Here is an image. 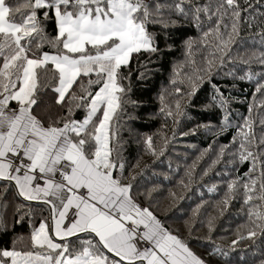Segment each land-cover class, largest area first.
Listing matches in <instances>:
<instances>
[{
    "label": "snow or ice",
    "instance_id": "6c2138e0",
    "mask_svg": "<svg viewBox=\"0 0 264 264\" xmlns=\"http://www.w3.org/2000/svg\"><path fill=\"white\" fill-rule=\"evenodd\" d=\"M243 4L240 0H25L23 4L0 0V210L8 207V194L14 189V197L41 202V212L48 213L30 230L23 249L15 247L22 237L13 241L11 249H0V264H206L149 208L136 203L131 195L135 175L124 183L114 174L122 172L125 164L113 120L131 91L130 83L125 87L123 82L131 79L133 59L161 51L150 26L166 32L178 25V17L200 28L206 20L211 27L203 37L216 38L223 64L239 38L241 21L252 27L264 17L258 11L261 0L255 5L243 0ZM249 9L257 15L242 17ZM49 21L55 24V35L47 31ZM258 35L264 44V29ZM194 43L198 42H185L189 55ZM214 61L215 57L208 59L201 71L210 72ZM253 61L264 65V52L243 62ZM189 80V90L181 95L190 102L198 89L195 80ZM48 91L64 115L34 114L41 95ZM256 92L264 93V84H258ZM218 102L228 103L224 98ZM175 108L183 114L179 100ZM78 109L85 110L82 120L72 118ZM249 112L233 137L237 147L232 155L251 167L228 182L224 203L242 189L248 217L255 224L253 217L264 221V117L258 120L257 134L251 106ZM167 114L174 115L170 108ZM146 144L155 151L151 136ZM226 148H220L215 163ZM181 186L186 187L183 181ZM170 195L176 197L174 192ZM24 207L15 206L20 216L16 223L31 214L29 209L20 215ZM256 227L264 231V226ZM79 233L88 238L81 239ZM256 235L255 230L248 232L249 238ZM140 241L151 246L141 248Z\"/></svg>",
    "mask_w": 264,
    "mask_h": 264
},
{
    "label": "trees",
    "instance_id": "16d2710c",
    "mask_svg": "<svg viewBox=\"0 0 264 264\" xmlns=\"http://www.w3.org/2000/svg\"><path fill=\"white\" fill-rule=\"evenodd\" d=\"M24 2L20 0V4ZM240 3L242 7L246 6L243 0ZM252 3L255 5L256 0ZM258 11L264 12V0H261ZM241 15L257 13L249 9L248 13L242 12ZM177 19V26L162 32L164 45L159 47L161 51L150 57L148 54L135 57L130 65L131 79L123 82L125 87L130 83L131 91L127 93V102L123 103V110L117 113L113 125L119 130L125 167L122 172L116 170L114 174L122 177L124 183L130 182L135 175L136 180L131 181L132 197L146 205L168 231L185 241L207 264H260L264 260V231L256 225L264 226V221L253 217L254 224L249 219V206L243 203L242 189L236 191L227 204L224 201L228 182L242 176L251 167L250 162H240L232 155L237 147L232 144L233 137L241 131L238 126L249 117L250 106L256 122L254 130L257 134L261 131L258 120L264 117V93L256 92V87L264 84V65L243 61L253 53L264 52V44L260 43L258 35L264 29V23L258 21L264 17H258L252 27L241 21L239 38L231 45V54L225 57L223 64L219 59L221 54L215 48L216 38L212 35L203 37V32L211 27L206 20L200 28L183 17ZM46 28L55 35L53 22H47ZM149 30L161 32L155 25ZM189 39L198 42L193 44L191 55L185 44ZM214 57L211 71H201L207 67L206 61ZM121 71L128 74V69ZM246 75L252 78H240ZM190 77L195 80L198 90L189 102V97L181 94L189 90ZM177 89L181 91L178 93ZM214 96L216 101H213ZM221 98L227 99L228 103L221 106L218 102ZM54 99L51 91L42 94L34 114L52 115L53 118L64 115ZM177 100L183 114L176 113ZM169 108L174 115L167 114ZM84 116L85 110L78 109L72 118L82 120ZM197 125L209 127L197 128ZM192 129H196L195 134L185 135ZM148 136L152 137L154 152L146 144ZM225 145L228 148L215 163L220 148ZM181 181L186 187L181 186ZM172 192L176 194L175 198L170 195ZM17 204L25 206L20 215L32 209L20 223H16L20 219L15 214ZM43 207L41 202L14 197V189L10 191L8 207L0 210V249L12 248L18 237L23 239L17 241L15 247L23 249L29 243L30 230L38 227L41 218L48 214L46 209L41 212ZM250 230H255L257 235L249 238ZM78 235L81 239L88 238L85 233ZM241 236L245 238L240 239ZM234 240L238 241L235 246L232 244Z\"/></svg>",
    "mask_w": 264,
    "mask_h": 264
},
{
    "label": "crops",
    "instance_id": "0c3cea01",
    "mask_svg": "<svg viewBox=\"0 0 264 264\" xmlns=\"http://www.w3.org/2000/svg\"><path fill=\"white\" fill-rule=\"evenodd\" d=\"M14 106V105H13ZM132 195V194H131ZM134 199V198H133ZM135 200V199H134ZM136 201V200H135ZM136 203H138L139 205H141L142 207H147L146 205H144V204H142V203H140V202H138V201H136ZM141 230H143V226H141ZM170 232V231H169ZM171 233V232H170ZM171 234H173V233H171ZM173 235H175V234H173ZM58 239V238H57ZM139 247H141V248H144V247H146L145 246V243L143 242V241H140L139 242V245H138ZM189 247V246H188ZM190 248V247H189ZM9 249H11V248H9ZM18 249V248H17ZM190 250L191 251H193L197 256H199V257H201L200 255H198L192 248H190ZM202 258V257H201ZM145 263H146V261H145ZM207 264V263H206Z\"/></svg>",
    "mask_w": 264,
    "mask_h": 264
},
{
    "label": "rangeland",
    "instance_id": "374dc122",
    "mask_svg": "<svg viewBox=\"0 0 264 264\" xmlns=\"http://www.w3.org/2000/svg\"><path fill=\"white\" fill-rule=\"evenodd\" d=\"M157 42H158V46L161 47L164 45V41H163V36H162V31L159 33H157ZM190 247V246H189ZM191 248V247H190Z\"/></svg>",
    "mask_w": 264,
    "mask_h": 264
},
{
    "label": "built area",
    "instance_id": "2783aa9c",
    "mask_svg": "<svg viewBox=\"0 0 264 264\" xmlns=\"http://www.w3.org/2000/svg\"><path fill=\"white\" fill-rule=\"evenodd\" d=\"M145 246H146V247H150L151 245H149V244H145Z\"/></svg>",
    "mask_w": 264,
    "mask_h": 264
}]
</instances>
